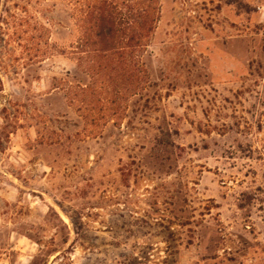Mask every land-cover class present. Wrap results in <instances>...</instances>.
I'll return each instance as SVG.
<instances>
[{"label": "rangeland", "instance_id": "rangeland-1", "mask_svg": "<svg viewBox=\"0 0 264 264\" xmlns=\"http://www.w3.org/2000/svg\"><path fill=\"white\" fill-rule=\"evenodd\" d=\"M155 1L118 125L70 4L1 1L0 264H264V0Z\"/></svg>", "mask_w": 264, "mask_h": 264}, {"label": "trees", "instance_id": "trees-1", "mask_svg": "<svg viewBox=\"0 0 264 264\" xmlns=\"http://www.w3.org/2000/svg\"><path fill=\"white\" fill-rule=\"evenodd\" d=\"M0 0V4H1ZM71 6L80 38L71 54L90 77V84L75 89L78 111L93 125L101 119L118 125L128 115L130 101L141 95L149 74L141 55L150 46L160 21L155 0H65ZM92 97H99L101 110L109 101H125V112L106 109L100 117L91 114ZM107 102V103H106Z\"/></svg>", "mask_w": 264, "mask_h": 264}]
</instances>
